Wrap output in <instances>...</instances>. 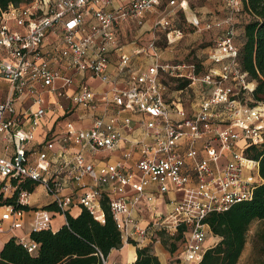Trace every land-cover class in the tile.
Returning a JSON list of instances; mask_svg holds the SVG:
<instances>
[{
    "label": "built area",
    "instance_id": "1",
    "mask_svg": "<svg viewBox=\"0 0 264 264\" xmlns=\"http://www.w3.org/2000/svg\"><path fill=\"white\" fill-rule=\"evenodd\" d=\"M223 2V16L204 20V30L217 31L204 75L194 65L184 72L163 64L153 43L127 51L118 41L124 25L141 27L159 9L154 26L169 29L170 43L173 18L194 13L189 0H26L0 10V79L8 84L0 100V222L23 227L31 210L25 187L34 183L64 218L85 209L102 223L106 199L122 246L146 247L154 233L172 237L184 227L170 264L200 262L211 234L203 219L250 201L261 182L244 150L264 143V128L242 122L239 103L232 111L238 99L259 112L238 61L235 16L245 11L242 0ZM169 71L210 87L191 114L165 102L161 73ZM221 107L226 125L215 118ZM157 200L169 209L159 211ZM45 219L33 231L50 229L46 212ZM18 241L36 253L37 243Z\"/></svg>",
    "mask_w": 264,
    "mask_h": 264
},
{
    "label": "trees",
    "instance_id": "2",
    "mask_svg": "<svg viewBox=\"0 0 264 264\" xmlns=\"http://www.w3.org/2000/svg\"><path fill=\"white\" fill-rule=\"evenodd\" d=\"M23 1L25 0H0V10H5L9 5L17 6ZM242 2L244 11L251 20L243 26L238 39V61L241 70L255 82L251 92L252 102L249 103V106H254L264 102V0ZM188 85V80H181L177 89L182 90ZM244 155L258 162L261 182L254 189L250 201L235 204L225 212L210 213L203 219L202 222L219 241L205 251L197 264H237L244 250L250 225L255 221H264V143L249 145L244 150ZM25 188L32 193L36 184H28ZM44 208L52 210L53 206L47 205ZM102 210V223L96 221L85 209H81L76 217L66 214V223L57 231H32L29 240L38 244L35 254H29L18 239L11 238L0 251V264H102L112 250L122 247L120 233L106 199L102 200ZM184 231V227L179 228L171 238L179 240L180 244L184 239ZM255 239L263 243L261 251L264 253V230L255 233ZM164 245L167 246L166 243ZM170 246H167V250L173 254L177 247L174 243ZM133 264L160 263L149 247H136V260Z\"/></svg>",
    "mask_w": 264,
    "mask_h": 264
},
{
    "label": "rangeland",
    "instance_id": "3",
    "mask_svg": "<svg viewBox=\"0 0 264 264\" xmlns=\"http://www.w3.org/2000/svg\"><path fill=\"white\" fill-rule=\"evenodd\" d=\"M189 5L196 17L187 11L186 19L181 12H178L170 23V31L174 33L173 38L170 39V43L166 39V33L169 29H160L154 26L160 13L159 9L154 14L147 15L141 27L132 23L124 25L118 32L119 43L123 45L127 51L145 50L150 43H153L158 50L163 64L169 65L172 68L179 66L182 68L180 71L184 72L188 70L189 65H194L196 74L204 75L206 68L209 67L208 51L217 35L216 30L206 31L203 29L204 20L211 15L221 17L226 13V10L223 0H189ZM195 18L199 24L198 28L191 24L196 22ZM250 20L251 17L245 12L236 14L235 22L237 23L236 28L238 27L239 29L238 33L242 32L243 26ZM148 62L147 59V63ZM170 71L161 73V82L165 86L164 100L168 104L171 102L177 105L179 104L187 113L191 114L197 109L202 98L207 97L210 87L203 83L192 84L191 81H189L190 83L186 88L178 90L177 85L181 80L171 76L169 74ZM172 71L178 73L176 70ZM251 82L254 87L255 82ZM246 101L248 102L249 100L246 99ZM238 103L240 104L239 110H241L239 118L242 122H252L254 125H259L264 128V102L256 104L257 106L255 105V108H258L259 110L257 109V111L259 112H254V108L250 109L240 103V100L236 99L235 103H233L234 109H232V111H237L236 109L238 106L236 105ZM227 112L228 111L225 112L223 107L218 109L215 118L217 120L219 118L221 122L217 123L226 125L228 122L226 118L227 114L225 116L221 115L220 117H218V114ZM258 113L262 114L263 117L261 118ZM239 145H242V142H240ZM165 209L168 210L169 207ZM141 221L142 225H144L146 222H149V217L142 216ZM253 226L256 228H253ZM255 229H257V232L264 230V222L250 225L244 247V258L241 260L240 264H255L257 262L258 264H264V253L261 251L263 243L259 239H255ZM156 241H159V244L165 250H167V246L171 247L170 245L173 243L176 245L177 249L179 248V240H174L171 236L163 233H154L152 242ZM164 243H166L167 246H165Z\"/></svg>",
    "mask_w": 264,
    "mask_h": 264
},
{
    "label": "crops",
    "instance_id": "4",
    "mask_svg": "<svg viewBox=\"0 0 264 264\" xmlns=\"http://www.w3.org/2000/svg\"><path fill=\"white\" fill-rule=\"evenodd\" d=\"M8 90V84L0 79V100L5 99ZM31 210L26 213L24 217L23 227L20 229H9V224L7 222H0V251L3 245L10 240L11 238L19 239L20 237H25L29 239L30 233L35 227L38 229L43 228L45 219V212L50 217L49 228L53 231H57L65 223L66 219L58 214L54 209L49 210L48 212L43 210L44 207L50 205V198L47 197L41 187H36L35 190L30 195ZM157 207L159 211H164L167 207L161 200H157ZM80 213L78 209H72L71 214L73 217H76ZM145 216V215H144ZM146 217V216H145ZM264 221H255L251 225L258 224ZM253 228H256L253 226ZM254 233H257V229L254 230ZM219 241L218 237L210 234L208 239L205 242L206 249L214 246ZM152 245V246H151ZM147 247L150 248L151 252L157 257L160 264H170L174 259V253L171 254L165 250L160 244L159 241L151 242ZM244 258V250L239 258L237 264L241 263V260ZM136 260V247L133 245H123L118 250H112L107 259L106 264H125L131 262L132 264Z\"/></svg>",
    "mask_w": 264,
    "mask_h": 264
}]
</instances>
